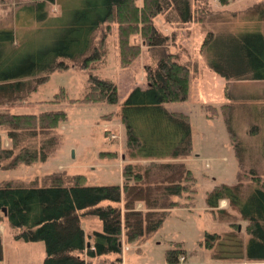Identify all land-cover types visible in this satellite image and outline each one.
Masks as SVG:
<instances>
[{
	"label": "trees",
	"instance_id": "1",
	"mask_svg": "<svg viewBox=\"0 0 264 264\" xmlns=\"http://www.w3.org/2000/svg\"><path fill=\"white\" fill-rule=\"evenodd\" d=\"M32 1L43 15L45 2H53ZM200 1L85 0L49 46L24 55L16 48L12 29L0 28V131L10 141L9 146H2L0 135V168L4 169L19 162L43 160L58 146L60 137L55 128L64 119V110L27 113L11 112L9 108L29 102L30 93L52 70L72 66L86 71L82 95L69 99L116 100L115 83L96 73L105 61L106 37L112 23L116 27L120 66L130 64L139 53L140 43L130 39L133 36H138L146 47L162 50L153 62L143 64L144 86H133L118 108L127 158L121 164L120 184H86L82 174L63 170L45 173L40 183L0 180V222L5 223L15 240L43 243L39 264H85L89 259L83 258V251L89 258L119 255L121 238L125 242H142L160 226L172 207L191 203L178 199L182 195L191 199L195 191L194 176L184 162L191 147L188 114L163 105L165 101L186 98L190 66L194 63L181 60L177 52L170 50L171 44H177L178 30L187 22L206 29L199 50L207 67L226 81L264 79V33L212 30L208 26L220 20V14ZM245 12L264 20V3L254 2ZM156 18L169 27L168 33L159 28ZM64 95L60 88L50 101ZM202 107L208 117L217 111L208 103ZM256 108L250 109L254 117L264 113V106L261 112ZM220 109L236 157V180L214 184L205 194V203L209 210L229 220V229L221 233L205 231L199 243L220 262L264 261V165L257 166L252 161L259 159L258 155L264 160V150L255 153L247 149L235 130L234 101L221 103ZM258 129L257 124H252L249 131ZM138 157L146 158V163L135 161ZM221 199L235 210L234 217L245 221V244L232 213L218 207ZM1 207L5 208L4 214ZM91 218L99 225L90 226L92 243L86 245L82 222ZM183 253L184 248L174 241L164 249V260L178 264Z\"/></svg>",
	"mask_w": 264,
	"mask_h": 264
},
{
	"label": "rangeland",
	"instance_id": "2",
	"mask_svg": "<svg viewBox=\"0 0 264 264\" xmlns=\"http://www.w3.org/2000/svg\"><path fill=\"white\" fill-rule=\"evenodd\" d=\"M83 1L85 0L46 1L43 5L44 16L32 0H0V28L12 29L16 48L20 55H24L49 46L62 32L64 24L72 20L74 10L79 8ZM207 1L213 8H217L214 0ZM232 1L241 2L244 6L253 0H230L229 3ZM242 18L241 22L244 23ZM157 20L156 18L155 22L159 28L168 33L169 27L162 23L161 19ZM203 34V28L196 22H188L178 30L175 40L177 44H171L170 50L177 52L180 59L195 61L200 72L196 76V72H193L194 65L190 66L188 91L184 100L163 102L167 109L188 114L191 147L184 162L194 176L195 191L191 199L183 195L178 199L182 202L190 200L191 203L186 204L187 206L172 207L160 226L144 242L128 243V249L122 251L121 255L126 262L135 264L165 262L164 249L172 246L174 241L179 242L184 248L183 254L186 260L183 261L184 256H181L179 260L181 264H242L240 262H243V260L218 262L210 255V250L203 243H199L205 231L221 233L229 229L227 219L219 217L216 210L211 211L207 208L205 194L215 183H233L237 173L236 157L220 109V104L229 98L223 88L224 79L209 69L201 57L199 44ZM130 39L140 43V50L130 64L122 67L117 61L116 27L115 23H112L106 37L105 61L96 69V73L100 76H106L115 83L117 97L114 102H83L69 99L79 98L82 95L86 88V71L68 66L64 69L52 70L47 79L30 93L29 102L17 103L10 107L11 112L27 113L62 109L65 117L55 128L60 138L58 146L51 155L29 164L19 162L13 168H0V180L16 179L21 182L40 183L45 173L63 170L65 173L82 174L86 184L121 183L119 163L120 160L123 163L127 158L123 152L124 156L121 159V152L124 149V127L118 108L133 86H144L143 64L153 62L162 51L146 47L138 36ZM239 85L242 86L232 83L229 90L232 95L238 93L243 99L248 96V90L240 88ZM60 88L64 90L65 95L58 101H50ZM205 103L216 105L217 111L211 117L206 115L202 107ZM250 125L251 123L247 127L250 128ZM234 126L239 135L244 136L239 125ZM0 135L1 145L9 146V138L2 131ZM107 151H114L115 154H107ZM135 161L145 164L147 159L138 157ZM231 216L237 215L231 214ZM234 219L238 220L236 217ZM84 224L86 227L99 225L92 218ZM2 233H4L1 258L3 263L25 264L41 260L44 252L41 241L15 240L6 226ZM110 260L113 259H108L104 255L95 256L89 258L85 264H107ZM248 262L264 264V261Z\"/></svg>",
	"mask_w": 264,
	"mask_h": 264
},
{
	"label": "crops",
	"instance_id": "3",
	"mask_svg": "<svg viewBox=\"0 0 264 264\" xmlns=\"http://www.w3.org/2000/svg\"><path fill=\"white\" fill-rule=\"evenodd\" d=\"M258 1L264 3V0H253L250 4H247V5L245 4L244 6H242L243 4H241V2H237V1H232L231 3H229L230 0H228L227 3L221 4L217 0H214L215 6L217 8H213L211 6V4L208 3L207 0H201L200 2L205 3L212 11H216L220 14V18H219L220 20L215 21V23L213 22V24L209 25V26H211V25L216 26L215 27L216 31L223 30V31L237 32V31H243V30L244 31L245 30H259L260 32L264 33V20L259 19L256 16H251L245 12L246 8H248L254 2H258ZM214 3H213V5H214ZM242 16H243V18H242ZM241 18L244 19L245 24L241 22ZM157 19H158L157 21H160L159 18H157ZM187 23H185V24H187ZM250 24L252 25V27ZM208 28L215 30V28H212V27H208ZM203 30L205 33L206 29L203 28ZM186 53H187V51H186ZM200 54H201V57L204 59L201 52H200ZM187 56H188V54H187ZM181 60L185 61V60H189V59L186 58V59H181ZM193 65H194V71L193 72L194 73L196 72V76H197L200 72V69H197V63L195 61H194V63H192V66ZM232 83H235L237 85L242 84V86L241 85H239V86H241L240 88H244V89L248 90V96L247 97L245 96V98L242 99L238 95V93H235L234 95H232L230 93V90H229V87H231ZM223 88L226 91L227 97L229 98L225 102L234 101L236 103V112H234L233 115H234V119L236 120L235 123L239 125L240 130L244 134V136H242V134L240 135V137L242 138V141L244 142L245 146H247V149L252 150L255 153H261L264 150V113H260L259 116L254 117L250 113V109L257 107L256 109L257 110L259 109L258 111L261 112V107L264 106V79H262V80H243V81H234V80L226 81L224 79ZM240 88H239V90H240ZM222 103H224V102H222ZM208 104L214 105L212 103H208ZM11 106H9V108ZM214 106L216 107V105H214ZM245 109H247V110H245ZM251 111H253V110H251ZM250 123H251V125L257 124V126H259V129L256 132L249 131L250 128H248L249 126L247 127V125H249ZM5 142H6V140H5ZM1 144H2V142H1ZM122 155H123V151L121 152V159L123 158ZM258 157H259V159H257L258 161L255 159L252 161L255 162L257 166H263L264 165L263 158H261V156H259V155H258ZM121 162L122 161L120 160V163H119L120 168H121V164H122ZM121 181H122V176H121ZM188 207H190V206H188ZM218 207L219 208H226L232 214L236 213L235 210L228 208L225 199H221L219 201ZM84 222L85 221L82 222V227L84 229L85 241L88 242V244L89 243L91 244L92 243V237L89 233L91 230V227L90 226L86 227ZM236 222H237V225L239 226L238 230H240L242 233L243 244H245V242L247 241V238H248V234L245 233L244 230H242V226L244 228L245 221L242 219H238ZM228 223H229V220H228ZM4 224L5 223L3 221L0 223V227H1L0 228V235H1V240H2V257H3V234H4L2 232H4V226H5ZM144 241H142V242H144ZM131 242L135 243V244L141 243L140 241H131ZM131 242H125L123 240V238H121L120 254L116 255V254L108 253V254L104 255L108 259H114V261L110 260V262H108L107 264H135V263H131V262H126V260L122 259V256H121L122 251L127 250L128 249V243H131ZM43 254H44V252H43ZM82 255H83L84 259H89V257H87V255L85 254L84 251H83ZM100 256H103V255H100ZM42 258H43V256L40 259H42ZM182 260L183 261L186 260L185 256H184V259H182ZM40 261L41 260L34 262V263H25V264H39ZM179 263L181 264V262H178V264ZM240 263L250 264V262H248V261H243ZM0 264H18V263H12V262H4L3 263L0 259ZM136 264H138V263H136ZM149 264H167V263L158 262V263H149ZM216 264H220V263H216Z\"/></svg>",
	"mask_w": 264,
	"mask_h": 264
},
{
	"label": "water",
	"instance_id": "4",
	"mask_svg": "<svg viewBox=\"0 0 264 264\" xmlns=\"http://www.w3.org/2000/svg\"><path fill=\"white\" fill-rule=\"evenodd\" d=\"M124 155H122V157H123ZM1 211H2V213L4 214L5 213V208L4 207H1ZM239 228V226L237 225V229ZM86 245H88V242H86Z\"/></svg>",
	"mask_w": 264,
	"mask_h": 264
}]
</instances>
